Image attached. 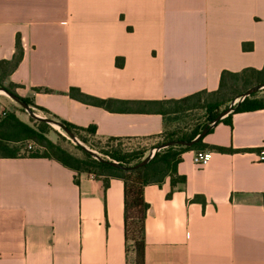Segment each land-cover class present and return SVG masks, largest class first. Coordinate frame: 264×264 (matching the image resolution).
Listing matches in <instances>:
<instances>
[{"label":"crops","instance_id":"1","mask_svg":"<svg viewBox=\"0 0 264 264\" xmlns=\"http://www.w3.org/2000/svg\"><path fill=\"white\" fill-rule=\"evenodd\" d=\"M16 37L23 55L9 80L43 117L149 152L161 114L87 104L69 88L116 101L216 90L221 71L263 66L264 0H0V59ZM203 142L234 151L209 149L199 167L186 150L182 189L169 177L144 187L145 264H264V108L232 113ZM0 264H125L123 181L0 156Z\"/></svg>","mask_w":264,"mask_h":264},{"label":"trees","instance_id":"2","mask_svg":"<svg viewBox=\"0 0 264 264\" xmlns=\"http://www.w3.org/2000/svg\"><path fill=\"white\" fill-rule=\"evenodd\" d=\"M252 43H243L242 49L251 50ZM23 55V48L19 37L15 40V50L10 59H0V87L16 94L20 85L9 80L10 73L18 66ZM116 59V64L121 65L122 61ZM5 81L7 82L5 84ZM264 82V64L261 68L247 67L238 72L228 70L221 71L218 87L213 91L199 90L180 98H169L160 100H126L116 101L103 99L83 93L78 87H70L68 95L81 102L107 109L134 110L140 112L159 113L164 118L165 128L161 139L154 145L172 140H191L203 129L210 132L213 126L225 121L230 124L231 114L241 111H253L264 108V98L255 97L253 92L242 101L232 105L230 111L224 118L215 121V118L229 107V103L239 94L237 85L242 87L250 86L252 83ZM39 91L40 88H34ZM43 91H50L45 88ZM20 96V95H18ZM27 104L36 107L33 102L20 96ZM116 107V108H114ZM36 108L44 110L37 106ZM195 109H204L206 116L203 122H188L184 116ZM40 123L47 122L39 120ZM66 125L75 136L77 132L87 131L94 134V127L82 128L73 125L65 120H59ZM204 135V136H205ZM190 146L168 145L157 150L154 155L144 164L136 169L123 170L110 164L109 161H116L120 164L133 165L140 162L148 151L146 147H135L124 149L123 144L116 146L113 150L101 151L104 160H99L93 154L75 145V150L62 146L47 138L43 131L21 121L13 112L2 111L0 113V156L2 157H44L59 162L64 167L86 173L93 178H102L105 186L110 178H120L123 181V231H124V254L125 264H145V219L148 203L143 196L144 187L148 184H161L169 177L171 188L182 189L185 184V177L178 174L177 165L181 161V154L189 149L205 150L216 149L220 152H232V148L213 147L203 142V137ZM110 141H121L119 138H108ZM31 147L28 148L30 143ZM122 145V146H121ZM152 146V147H154ZM41 149V150H40ZM171 195V191L168 196ZM194 200L204 202L201 196H195ZM264 207V194L262 195Z\"/></svg>","mask_w":264,"mask_h":264},{"label":"rangeland","instance_id":"3","mask_svg":"<svg viewBox=\"0 0 264 264\" xmlns=\"http://www.w3.org/2000/svg\"><path fill=\"white\" fill-rule=\"evenodd\" d=\"M6 83L7 82L5 81V84ZM254 84L257 83H252L250 86H246V87H242L240 84H238L237 88L239 90V93L244 92L246 89L253 86ZM16 92L18 94V90H16ZM255 97L264 98V87L256 91ZM231 102L229 103V105L231 104ZM31 108L33 112L36 113L37 115L44 116V114L41 111H39L36 107L31 106ZM2 111L13 112L21 121L43 131L44 135L47 138L51 139L54 142L60 143L62 146L69 148L72 151H76L75 145L78 144L75 143L62 129L49 123L46 124L40 123L39 121L40 119L30 116L27 113V111L23 109L18 102H16L13 98L8 96L5 92L0 91V113H2ZM178 116H183V117L185 116L186 119L189 120L188 122L191 123L203 122L206 116V111L204 109H195L192 111H188L186 113L179 114ZM77 134L78 136H76V138L82 145H85L87 148L95 151L102 158H104V156L102 155L101 151L113 150L116 148V146L120 145L121 143L123 144L124 149H129V148L131 149L138 146L145 147V145H141L140 143L125 141V140H121V141H110L108 139L101 140L93 135H90L87 131L77 132ZM28 143L33 144V142H28ZM154 147H152L151 149H153ZM147 154L148 152L146 153V155Z\"/></svg>","mask_w":264,"mask_h":264},{"label":"water","instance_id":"4","mask_svg":"<svg viewBox=\"0 0 264 264\" xmlns=\"http://www.w3.org/2000/svg\"><path fill=\"white\" fill-rule=\"evenodd\" d=\"M264 87V82L262 83H257L254 84L253 86L249 87L248 89H246L244 92H242L241 94H239L236 98H237V102L242 101L246 96L250 95L253 92H256L257 90H259L260 88ZM0 91L5 92L8 96H10L11 98H13L16 102H18L21 107L23 109H25L27 111V113L32 116L35 117L37 119L43 120L49 124L55 125L57 127H59L60 129H62L75 143L79 144L80 146H82L83 149L87 150L88 152H90L91 154H93L96 158H98L99 160H104L102 157H100L95 151L87 148L85 145H82L78 139L76 138V136L74 135V133L66 126L64 125L61 121L55 119V118H51V117H43V116H39L36 113L33 112L31 106L29 104H27L20 96L4 89L3 87H0ZM231 104L229 105V107L224 110L223 112H221L213 121L212 124L215 123V121L220 120L224 115H226L227 113H229L230 111H232L231 108ZM207 132L206 129H203L197 136H195L193 139L191 140H172V141H168V142H164L161 143L157 146H155L153 149H151L148 154L138 163L133 164V165H125V164H120L116 161H109L111 165L118 167L120 169L123 170H132V169H136L139 166H141L142 164L146 163L153 155L154 153L159 150L160 148H163L165 146L168 145H185V146H190L193 143H195L198 139H200L202 136L205 135V133Z\"/></svg>","mask_w":264,"mask_h":264},{"label":"built area","instance_id":"5","mask_svg":"<svg viewBox=\"0 0 264 264\" xmlns=\"http://www.w3.org/2000/svg\"><path fill=\"white\" fill-rule=\"evenodd\" d=\"M237 102V98H235L232 102L231 105H235ZM213 122H211L212 124ZM31 147V144L28 145V148ZM212 157V151L209 149L205 150H194L193 156H192V162L195 166H204L206 165L209 160ZM257 157L258 160H264V148H260L257 151ZM92 176V175H91Z\"/></svg>","mask_w":264,"mask_h":264}]
</instances>
